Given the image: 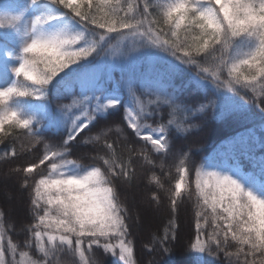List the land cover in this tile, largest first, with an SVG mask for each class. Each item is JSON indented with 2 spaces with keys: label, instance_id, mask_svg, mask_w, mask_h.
I'll list each match as a JSON object with an SVG mask.
<instances>
[{
  "label": "trees",
  "instance_id": "trees-1",
  "mask_svg": "<svg viewBox=\"0 0 264 264\" xmlns=\"http://www.w3.org/2000/svg\"><path fill=\"white\" fill-rule=\"evenodd\" d=\"M5 1L8 0H0V4ZM131 2L135 4L137 0ZM151 3L156 6L166 5L169 2L151 0ZM40 5L55 9V5H52L50 0H38L36 6ZM61 8L70 16H74L70 9L63 6ZM152 11L155 14L152 18L162 16L159 7H154ZM63 18L66 22L62 29L66 28L69 32L84 31L70 18ZM87 27L95 29L98 33L104 31L91 24ZM153 27L163 28L167 33L171 26L165 25L161 20L159 25ZM187 27L186 23L183 24L181 29L177 30L178 36L180 40H184L187 36V42L191 43V36L197 34L198 29L188 33ZM12 31L13 28L0 29V45L8 44L7 37ZM137 36L123 37L118 33H110L106 37L107 42L98 52L75 58L67 68L58 71L52 81L44 86L43 96L13 95L5 102L8 107L17 108L19 118L31 117L30 127L39 134L40 141L34 143L32 138L26 135V130L15 124L11 127L5 126L6 135L0 133V137H3V142L0 143V223L3 224L6 233L3 240L5 248L8 240L17 245L18 264L21 251L28 253L25 258L30 264L34 260L45 259L49 264H82L79 255H74L67 246L48 258L39 252L31 229L33 225L39 223L37 213L43 215L45 206L42 204L40 209L34 208L31 203L34 198L32 186L34 178L39 179V174L47 173L49 168L46 166H50V161L40 164L32 174L26 173L23 169L33 163L39 164L40 158L47 150L46 145L50 149L63 150L61 143L67 138V130L62 124L58 126L53 124L50 117H61L64 106L73 105L74 101H84L83 104H77L71 109L74 113L73 118L80 116L81 108L88 111L96 106L94 99L86 101L85 96H99L101 91L104 95L110 91L117 92L123 96V101L116 108L94 113L95 119L68 148L66 158L75 161L77 166L69 165L61 171L65 174L80 173L91 170L92 165L101 166L109 181L108 186L116 191L121 215L128 228L125 239L131 241L136 264H243L244 255H235L242 245L231 238L225 246L227 252L234 253L231 257L226 256L224 251L215 252L214 244L211 245V252L208 248L200 252L192 247L196 242L197 221L203 226L202 240H207V234L211 233L215 226L211 209L205 210L201 207L202 199L195 190V169L230 175L246 190H252L258 197L264 198V173H261L258 167H254L247 158V155H254L257 159L264 156V111L252 102L251 92L245 95L246 90L239 85H234L239 88V94L228 92L223 86L218 89L211 76L203 79L206 74L200 72L196 66L182 64L170 51L151 45L146 37L140 41L141 36ZM85 38L91 41L94 38L98 39V36L93 37L85 32ZM132 38L138 39L132 40L136 44L133 54L135 61L126 65L114 64L111 68L105 66L99 70L111 48L121 41L128 43ZM164 38L176 39L171 37L170 33ZM80 43L83 44V41ZM253 46L252 38H244L236 45L231 55H242L250 51ZM78 47L79 45H74L73 49ZM144 50L157 53L163 60L150 63ZM215 55L219 56V51L215 52ZM194 58L201 67L213 66L211 55L205 58L204 53L198 56L194 54ZM170 65H177L179 71L171 72ZM40 68L43 69V65H40ZM70 71L79 72V75L65 77V73ZM96 75L97 80L90 83L89 78ZM82 79L90 84L83 86L80 83ZM220 79L221 81L232 79L228 76L227 69L220 74ZM13 85L20 89L26 86L39 87L32 85V81L26 80L23 75L16 77L11 86ZM210 101H216V107H213ZM127 102H133L135 105L138 113L137 125L141 131L145 125L154 128L165 126L167 149L157 151L150 141L136 135L127 118ZM202 105L206 106L203 110ZM34 107L37 110L33 109ZM169 120L173 123L169 124ZM96 137L99 139H95ZM105 141L115 145V157L118 162H124L130 179L112 176L103 167V162L95 159L97 156L107 155ZM233 142H236V150L245 154L239 152L230 154L222 150L229 149ZM13 145L17 149V155L14 157L6 155ZM181 159H185L184 167L189 171L186 180L182 182L181 196L176 198L177 205L173 209L171 199L175 184L180 180L181 173L178 169ZM237 162L241 169L239 172L233 170ZM5 179H8L12 192L18 196L14 199L18 201V207H13L11 210L8 209L9 204L3 197V192L7 191ZM132 188L142 189L148 203L154 210L160 211L159 222H151L146 231L143 226L141 227L140 216L133 211L128 198ZM197 213L202 215L197 216ZM205 216L208 217L206 223ZM41 230L56 234L54 226L50 229L41 226ZM165 235L168 240L166 243H161ZM44 239L47 240V237L45 236ZM25 241L31 242L32 247L26 248ZM107 242L119 244V238L111 236ZM116 252H119L118 248ZM89 256L95 264H123L118 254L104 252L95 245ZM11 259V253L6 251V260ZM248 259L252 260L253 257L249 256ZM260 259L264 258H257V264Z\"/></svg>",
  "mask_w": 264,
  "mask_h": 264
},
{
  "label": "snow or ice",
  "instance_id": "snow-or-ice-1",
  "mask_svg": "<svg viewBox=\"0 0 264 264\" xmlns=\"http://www.w3.org/2000/svg\"><path fill=\"white\" fill-rule=\"evenodd\" d=\"M50 3L55 5V9L49 8L35 15L25 25L23 36L26 38L23 39L20 63L13 69L16 77L23 75L26 80L32 81V85L39 87L26 86L20 89L13 85L0 90V133L6 135L5 126L11 127L15 124L26 130V135L31 137L34 143H40L39 134L30 127L31 117L19 118L18 112L9 108L5 102L13 95L43 96L44 86L52 81L58 71L67 68L75 58L98 52L107 42L106 37L110 33H118L123 37L137 35L146 37L151 45L170 51L182 64L199 68L200 72L206 74L203 79L211 76L218 89L223 86L228 92L239 94V88L234 86L239 85L246 90L245 95L251 92L252 102L264 111V0H173L172 3L156 6L151 0H142V3L141 0H137L135 4L131 0H76L75 3L74 0H50ZM31 4L38 5V0H31ZM61 6L70 9L74 16L64 12ZM154 7L161 9L162 16L152 18L155 15L152 11ZM61 16L70 18L84 31L69 32L66 28L48 30L53 22L61 20ZM22 17L23 13L10 15L0 11V29L17 28L22 22ZM77 17L79 19H76ZM161 20L165 25L171 26L169 32H164L163 28L153 27L159 25ZM185 23L188 25L186 32L199 30L197 34L191 36V43L187 42V36L184 40H180L178 36L177 30ZM89 24L104 31L98 33L95 29H89L87 27ZM85 32L93 37L98 36V39L87 40ZM169 33L176 39H165ZM244 38H252L254 46L242 55L232 56L233 49ZM74 45L79 47L73 49ZM217 51L220 53L219 56L215 55ZM201 53L205 54V58L211 55L213 61L211 68L201 67L194 58V54L198 56ZM40 65H43V69ZM225 69L232 79L221 81L220 74ZM170 71L177 73L179 68L177 65H170ZM73 74L79 75V72H66L65 77ZM87 83L85 80V84ZM92 99L96 101L95 108L88 111L81 108L80 116L73 118L74 113L71 109L77 104H83L84 101H74L73 105L64 106L61 117H50L53 124L57 126L62 124L67 130V138L61 143L63 150L50 149L46 145L47 150L40 158L39 164L33 163L23 169L26 173L32 174L40 164L50 161V166H46L49 168L47 173L39 174V179L34 178L32 186L34 198L31 203L36 209H40L42 204L45 207L43 215L37 213L39 223L33 225L31 231L36 240V247L45 258L54 256L57 251H62L64 246H67L70 252L79 255L82 264H95L89 256L95 245L104 252L118 254L123 264H136L131 241L125 239L128 228L121 215L116 191L108 186L109 181L101 166L92 165L91 170L80 173L65 174L61 171L69 165L77 166L75 161L66 158L68 148L95 119L94 113L116 108L120 104L116 96H105L103 91L99 96H85L86 101ZM104 100L107 103H104ZM209 103L216 107V101ZM204 107L206 106L202 105L201 109ZM168 123L172 124L173 121L169 120ZM130 126L135 129L137 136L142 135L135 121H132ZM150 127L145 125L144 131L147 132ZM165 133V126H160L152 128L151 134L143 138L160 151L168 147ZM2 142L3 137H0V143ZM235 143L233 142L229 149L222 150L230 154L243 153L236 150ZM23 147L22 145L21 148ZM104 147L107 149V155L97 156L95 159L102 161L103 167L112 176L130 179L124 162H118L115 157V145L105 141ZM6 155L13 157L17 155L15 145ZM247 158L254 167H258L261 173H264V156L257 159L254 155H247ZM184 165L185 159H181L178 169L181 173L180 180L175 184L171 199L173 209L177 205L176 198L181 196L182 182L186 180L189 171ZM233 170L241 171L239 162ZM195 176V190L202 199L201 207L205 210L211 209L215 226L213 231L207 234V240H202L203 226L197 221L196 242L192 247L200 252L208 248L211 252V245L214 244L215 252L224 251L226 256L231 257L234 253L227 252L225 247L231 238L242 245L235 255H244L243 264H257V258H264V198L258 197L252 190H246L240 182L227 174L216 171L204 172L196 168ZM200 215L202 213H197V216ZM207 219L205 216V223ZM41 226L44 229L54 226L56 234L42 231ZM5 235L4 226L0 223V264H18L17 245L8 240L5 248L3 243ZM45 236L47 240L44 239ZM111 236L118 237L119 244L107 242ZM167 240L168 237L165 235L161 243H166ZM25 247H32L31 242L25 241ZM6 251L12 255L10 261L6 260ZM27 255V252H20L21 258ZM249 256L253 259L249 260ZM31 264H49V261L34 260ZM259 264H264V259H260Z\"/></svg>",
  "mask_w": 264,
  "mask_h": 264
},
{
  "label": "rangeland",
  "instance_id": "rangeland-1",
  "mask_svg": "<svg viewBox=\"0 0 264 264\" xmlns=\"http://www.w3.org/2000/svg\"><path fill=\"white\" fill-rule=\"evenodd\" d=\"M168 2L172 3L173 0H168ZM48 9H49L48 7H45L43 5L40 6L32 5L31 0H8L0 4V11L6 12L10 15L23 13L22 22L18 25L17 28H13V31L7 37L9 45H0V90H3L6 87H10L13 79L15 78L13 69L15 67H18L20 63L19 56L22 53L21 49H22L23 39L26 38L23 36V33L25 31V25L32 17H34L35 15H39L42 12L47 11ZM65 22L66 19H64L61 16V20L59 22H53V25L49 26L48 30L50 31L60 30L65 25L64 24ZM142 38L143 37H139L140 41H142L141 40ZM132 40L137 41L138 39L132 38L128 43L127 42L124 43V41H121L119 42L118 45H115V47L111 48L109 54L105 56L104 61L102 62L99 70L103 69L105 66L111 68L114 64L126 65L132 61H135L136 58L134 57L133 54L136 44L135 41L133 42ZM144 51L147 52L146 56L148 57L150 63H152L155 60H163L161 56H159L157 53L153 51H146V50ZM97 77L98 76L96 75L89 78L90 83L96 81ZM80 83L83 86H87L90 84V83L85 84V81L83 79L80 81ZM109 95L116 96L120 100V103L123 100L122 95H120L119 93L108 92L107 94H105V96H109ZM104 103H107V101L104 100ZM9 108L13 110H17V108L15 109V106H10ZM127 108H128L127 117L129 122L131 123L132 121H135L137 123L138 115L134 104L129 103L127 105ZM33 109L37 110L36 107H34ZM152 128L154 127H150L147 132H145L143 129L142 135L140 137L143 138L144 136L151 134ZM165 138H166V134H165ZM4 184H6L7 186V191L3 192V197L5 201H7L9 204L8 209L11 210L13 207H18L17 205L18 201L14 200L18 196H16V194L12 192L13 189L8 179H5ZM128 198L132 205L133 211L137 212L138 216H140V221H141L140 224L141 227L143 226V228H145V231L151 222H156V223L159 222L160 211L154 210L153 207L148 203L147 198L142 189L132 188L131 191L128 193ZM19 261H20L19 264H30V262L25 257L21 258Z\"/></svg>",
  "mask_w": 264,
  "mask_h": 264
},
{
  "label": "bare ground",
  "instance_id": "bare-ground-1",
  "mask_svg": "<svg viewBox=\"0 0 264 264\" xmlns=\"http://www.w3.org/2000/svg\"><path fill=\"white\" fill-rule=\"evenodd\" d=\"M150 213V212H149Z\"/></svg>",
  "mask_w": 264,
  "mask_h": 264
}]
</instances>
